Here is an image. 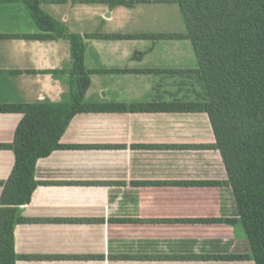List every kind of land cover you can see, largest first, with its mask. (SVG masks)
Listing matches in <instances>:
<instances>
[{"label":"crops","instance_id":"obj_1","mask_svg":"<svg viewBox=\"0 0 264 264\" xmlns=\"http://www.w3.org/2000/svg\"><path fill=\"white\" fill-rule=\"evenodd\" d=\"M39 1L85 38V66L97 72L84 102L100 109L75 114L64 147L37 161L16 264H256L208 113L159 108L203 93L194 74L170 72L198 66L191 40L110 37L185 34L178 3ZM41 35L21 0H0V105L71 100V43ZM23 117L0 112V145L13 143ZM15 160L0 146V183Z\"/></svg>","mask_w":264,"mask_h":264},{"label":"trees","instance_id":"obj_2","mask_svg":"<svg viewBox=\"0 0 264 264\" xmlns=\"http://www.w3.org/2000/svg\"><path fill=\"white\" fill-rule=\"evenodd\" d=\"M41 38H67L71 43V100L40 104L0 105V112H22L13 143L16 160L8 180L1 182L0 264H16L15 226L22 221L19 206L31 202L40 183L39 158L64 147L61 138L75 114L98 110L84 97L91 85L85 66V38L47 14L39 0H21ZM183 13L186 33L115 34V39L188 38L198 66L194 74L203 88L199 100L159 108L207 112L216 135L256 264H264V0H175ZM116 2L132 4L134 1ZM126 72L129 69L108 70ZM153 72L155 70H132ZM115 105L111 106L114 108ZM234 219H228L233 222ZM227 257H236L235 255ZM245 257V256H239ZM237 258V257H236Z\"/></svg>","mask_w":264,"mask_h":264},{"label":"rangeland","instance_id":"obj_3","mask_svg":"<svg viewBox=\"0 0 264 264\" xmlns=\"http://www.w3.org/2000/svg\"><path fill=\"white\" fill-rule=\"evenodd\" d=\"M169 15H170L169 21L171 22V24H176L177 23V16L173 15V13H171Z\"/></svg>","mask_w":264,"mask_h":264}]
</instances>
